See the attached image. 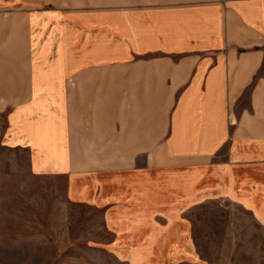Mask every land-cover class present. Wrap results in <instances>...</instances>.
<instances>
[{"label": "crops", "instance_id": "obj_1", "mask_svg": "<svg viewBox=\"0 0 264 264\" xmlns=\"http://www.w3.org/2000/svg\"><path fill=\"white\" fill-rule=\"evenodd\" d=\"M0 115L83 243L194 259L197 212L264 226V0H0Z\"/></svg>", "mask_w": 264, "mask_h": 264}, {"label": "rangeland", "instance_id": "obj_2", "mask_svg": "<svg viewBox=\"0 0 264 264\" xmlns=\"http://www.w3.org/2000/svg\"><path fill=\"white\" fill-rule=\"evenodd\" d=\"M49 186L25 173L22 156L0 149V264H123L103 245L83 243L87 233L108 236L85 227L84 211L67 212L62 195L50 194L61 190ZM195 215V258L181 264H264V226L250 210L235 205Z\"/></svg>", "mask_w": 264, "mask_h": 264}]
</instances>
